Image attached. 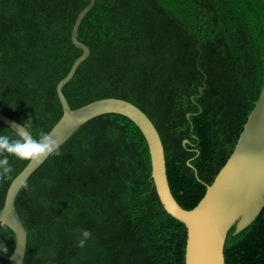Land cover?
<instances>
[{"label":"trees","instance_id":"1","mask_svg":"<svg viewBox=\"0 0 264 264\" xmlns=\"http://www.w3.org/2000/svg\"><path fill=\"white\" fill-rule=\"evenodd\" d=\"M88 1L0 0V110L35 138L62 113L55 87L81 53L70 33ZM77 37L90 52L62 87L69 105L117 96L139 106L160 135L173 196L193 207L263 84L264 0H95ZM0 135L19 138L1 121ZM59 151L15 197L23 264H185L186 227L161 204L132 120L96 115ZM8 159L13 179L28 161ZM11 180L0 181V208ZM82 230L91 232L84 248ZM14 244L0 223V251ZM223 252L225 264H264V206L241 230L229 228Z\"/></svg>","mask_w":264,"mask_h":264},{"label":"water","instance_id":"2","mask_svg":"<svg viewBox=\"0 0 264 264\" xmlns=\"http://www.w3.org/2000/svg\"><path fill=\"white\" fill-rule=\"evenodd\" d=\"M94 1L89 0L80 9L72 25L71 41L81 49V53L56 83L62 113L48 133H52L54 138L58 137L61 145L84 122L96 115L115 112L128 117L138 126L146 140L151 177L161 204L186 227L185 264H225L223 249L229 228L235 225V231L241 230L264 206V81L230 155L212 182L206 184L199 201L191 208H184L175 199L169 186L160 135L152 120L139 106L121 97L105 96L72 108L62 91L63 85L90 52L88 45L79 40L77 35L81 19ZM199 90L202 88L199 87ZM0 121L15 132L23 125L1 110ZM186 141L184 138L183 143ZM42 162L34 164L28 161L23 166L10 181L0 208V223L7 225L15 237L13 251L10 254L0 251V256L10 260L11 264H23L27 241V231L15 207V197L28 176Z\"/></svg>","mask_w":264,"mask_h":264},{"label":"clouds","instance_id":"3","mask_svg":"<svg viewBox=\"0 0 264 264\" xmlns=\"http://www.w3.org/2000/svg\"><path fill=\"white\" fill-rule=\"evenodd\" d=\"M17 139H12L7 135H0V181L11 180L13 171L9 156H14L20 161H29L39 163L49 156H59V145L61 140L53 137L52 133L40 131L37 138H34L27 130V124L18 127ZM27 188V185H25ZM91 238V232L81 231V237L78 239V247L84 248L87 241ZM7 251V249H4Z\"/></svg>","mask_w":264,"mask_h":264}]
</instances>
